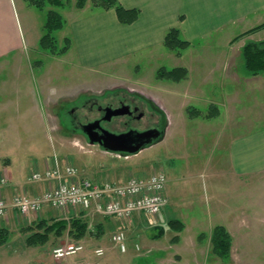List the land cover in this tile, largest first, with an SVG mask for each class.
<instances>
[{
	"label": "rangeland",
	"instance_id": "obj_1",
	"mask_svg": "<svg viewBox=\"0 0 264 264\" xmlns=\"http://www.w3.org/2000/svg\"><path fill=\"white\" fill-rule=\"evenodd\" d=\"M46 1V8L43 10L30 5V0L15 2L26 47L22 52L11 54L6 61H0V180L4 178V183L8 182V177L2 174L7 169L14 179L19 178L21 182L27 181L28 178L30 182L37 181L32 179V173L38 170V167L42 169L46 160H52L55 151L60 158L67 161L63 165L58 158L61 167L65 168L67 164H71L79 168L78 172L87 171V174L100 171L94 174V178L87 176L99 182L111 180L124 183L132 176L146 177L164 170L168 176V185L173 187L178 173V181L184 184L182 190L185 199L192 196L186 191L190 188L188 182L195 183V196H200L202 203L197 202L194 209L202 218L201 223L196 221L194 209L184 206L188 205L185 200L182 213L187 229L180 234L181 241L175 242L173 239L180 231L166 225L167 210L164 209L155 216L160 217L161 222L155 221L153 216L146 218L144 214L138 213L131 217L135 221L133 225L129 223L131 218L121 220L114 217L112 220L116 219L119 224L117 228L113 229L112 233L108 230L107 234L104 231L100 235L99 222L106 220L104 222L109 226L114 225L110 224L111 220L107 217H103L105 214L99 212L96 206L85 211L75 208L57 210L52 207L70 216L66 219L67 229L59 235L50 233L47 239L50 243L26 251L17 240L19 235L24 234L22 227L25 225L14 226L15 232H12L6 242L12 243L13 246L9 248L0 245V264H58L50 255V246H54L52 253L57 246L68 244L85 246V250L68 257L71 264H169L167 260L174 258L177 253L183 255L179 264H242V260L243 264H264V222L258 228V220L253 217L260 211L262 203L248 202L243 198L244 201L240 204V200L235 199L232 205L248 206L251 208L250 214H245L240 208L234 217L226 220L218 218L215 213L209 212V197L221 192L222 179L210 180L204 175L200 176L201 171L198 169L205 157H211L216 150L214 137L210 133L213 132L214 135L215 125L224 124L229 112L234 115L238 111L236 108L243 107L245 113L250 116L264 113V72L246 74L243 54L245 41L264 38V27L249 31L264 23V12L253 14L194 40L187 39L179 26H173L171 28L180 30L183 39L190 41L188 47L171 49L165 45L164 38L163 47L155 44L143 52L127 53L119 58H106L99 64L87 66L74 64L76 61L71 58L69 50L74 43L68 24L86 12L98 14L104 10L116 11V8L96 5L101 3V0H86L83 7L78 6V0H62L60 6ZM118 3L123 5L120 0ZM50 9L58 11L65 21L63 27L54 32L59 51L66 45V38H70V47L65 53H53L40 44ZM179 67L187 70V75L181 80L159 75L162 69L173 70ZM115 87L121 88V95L136 93L145 111L148 114L152 111L155 121L162 120L166 123L167 113L170 112L175 123L170 133L175 137L162 140L136 155L114 154L115 157L111 152L106 153L101 146L90 144L82 134L65 129L52 113L56 104L63 105L67 99L75 100L84 93L98 95L108 101L112 96V88ZM150 103L154 107L150 108ZM216 116L219 117L212 121L215 123L213 127L209 124L202 125ZM248 125L252 128L253 123ZM62 128L65 130H61ZM175 165L172 169L171 166ZM96 174H99L100 178H96ZM213 183L217 184V188L213 189ZM219 195L258 200L264 197V184L255 182L248 188H239L237 183L230 188L228 184L227 190L217 196ZM13 198L11 202L4 199L9 205L13 203ZM45 205L49 204H44L43 208ZM229 205L231 206V202ZM92 208L99 213L90 212ZM87 211L89 215L86 216ZM35 214L37 213L22 215L28 218ZM7 215L8 212L0 217L6 218ZM74 217H81L87 222V231L81 237L70 233V221ZM54 219L64 218L57 216ZM239 219L244 222V226L233 235V244L237 249H241L234 251V260L218 263L214 257L209 259V254L214 255L213 229L210 232L212 225L222 221L236 222ZM249 220L252 225L248 223ZM137 221L139 223H136ZM33 226L36 228V224ZM161 230L165 232L157 237ZM203 230L208 233L197 235ZM119 231L126 234V251H122L112 240L114 233ZM97 237L102 240H97ZM202 241L208 243V247L198 250L202 259L201 263H197V245L194 242L200 244ZM98 247L106 248L103 256L95 253ZM39 253L41 258L37 261Z\"/></svg>",
	"mask_w": 264,
	"mask_h": 264
},
{
	"label": "crops",
	"instance_id": "obj_2",
	"mask_svg": "<svg viewBox=\"0 0 264 264\" xmlns=\"http://www.w3.org/2000/svg\"><path fill=\"white\" fill-rule=\"evenodd\" d=\"M120 1L128 9L137 8L141 11L139 18L135 22L131 24L121 23L115 10H111L109 12H105L104 10V12L98 14L86 12L77 19L69 22V33L72 35L71 39H73L72 42L74 43L69 51L71 53V58L75 59L76 61L74 64L78 63L80 65L85 64L87 66H91L93 64H99L103 62L106 58H119L127 53H138L147 49L149 50L155 44H158L159 47H163L165 35L167 31L173 26H179L183 35L187 39L194 40L205 37L220 28L232 25L238 20L248 18L253 14L264 12V0ZM15 2L16 0H0V61H6L11 57V54L16 53L17 51L22 52V50L24 51L26 47L24 45L22 30L16 13ZM39 40L40 37L37 39V46H39ZM250 41L260 42L264 41V38L258 40L249 39L244 42L243 46L245 47V45ZM244 71L246 74L250 73V71L246 68V65ZM231 91L233 90L231 89ZM236 109L238 111L234 115L230 114V112L228 113L226 117L227 119L223 125H215V123L212 122L215 121L219 116L213 117L209 122H204L202 124L203 126L209 124L210 127L215 125L214 135L212 134L213 132H211L210 135L214 137L216 150L213 154H211V157H205V160L199 164L198 169L199 172L201 171L199 175H204L210 180L222 179L221 181L223 182L221 183L220 187L221 192L214 193V195L209 197V212L215 213L218 218L226 220L228 218L234 217L235 212H237V210L240 208L243 209L245 214H250L249 212L251 208L248 206H233L232 202L235 199L240 200V204H242L244 201L243 198H245L248 202L258 201V203H262L260 207L261 212L258 211V213L253 215V217L258 220L256 226L259 228L264 222V197H260L258 200L257 198L251 200L250 197L243 196H236V198L228 195L217 196L218 194H223V192L227 190L228 184L230 188L233 186V184L235 185V183L238 184L239 188H248L250 184L255 182L264 184V113L250 116L248 113H245L243 107H241V109ZM250 122L253 123L252 128H250L248 125ZM174 124L173 116L170 112L169 114L167 113V119L165 123L167 128L163 141L166 139L170 140L175 137L174 134L170 133V129H172ZM58 155L59 154H57L55 151L54 155L52 156V160H46L42 165V169L40 167L37 169L40 172L45 173L47 168L54 167L55 158H59L61 164H66L67 161H65L62 157L60 158ZM112 155L114 154L112 153ZM175 167L176 165L171 166L172 169ZM96 172L100 173V171H93L90 174H87V171L84 173L79 172V177L82 178L91 176L94 178V174ZM2 174L8 177V182L0 186V196L4 197L10 202L16 194L27 193L30 196H38L44 191L49 190L58 184L56 179H43L40 181L30 182L28 178L27 181L21 182L19 178H15V180L7 169ZM96 178H100L99 174H96ZM174 180V187L170 184L168 185L167 182L166 193L170 199V203L166 208H164V210H167V226L169 225V227H171L173 224L171 222L174 220L183 222L184 227L182 229H179L178 226L175 228L176 231L180 232L176 233L177 235L174 237L175 239H173L175 242H180L182 239L180 234H182L184 230L187 229L182 208L187 206L194 209L195 204L197 202L202 203V200L199 199L200 196H195L197 190L194 182H188V184H190V188L186 191L191 193L192 196L189 199H185L183 198L184 192L182 190V185L184 184L181 181H178V173ZM212 187L213 189L217 188V184L213 183ZM199 189L200 188L198 187V193ZM185 200L188 205H184ZM230 202L231 206L229 205ZM94 210L95 208H92L89 211H93V214L99 213ZM89 211L84 214L86 216L87 214L89 215ZM137 213L142 214L140 212ZM193 213L195 215L194 217H196V221L201 223L200 219L202 217L198 215L197 210L194 209ZM66 214L67 213L64 211L60 212L49 205H45L41 212L26 218L20 214L16 208L10 207L7 217H0V227H7L12 234V232H15L14 226H21L24 224L25 226L22 227L24 234L19 235L17 240L19 241V244L26 249V251H29L31 248H37L39 245L50 243L49 240L45 243L32 245L27 243V238L32 233L38 231L37 227L35 228L33 225H37V223L41 220L52 222V219L57 216H61L64 219L70 218V216H67ZM259 214H261V216H257ZM104 216L111 220L110 224L114 225V227L105 223L104 221L106 220L99 222V226L101 227L100 235L103 234L104 231H106L107 234L108 230H110V233H112L113 229H116L119 225L116 221L117 217L115 221H113L112 219H114L115 216L103 215V217ZM153 219H155L157 222H161L160 217H155ZM240 219L236 222L222 221L223 223L220 222L219 224H213L210 232L217 225H223L233 238L234 232L244 226V222H242ZM134 222V218L129 220V223L132 225ZM136 223L139 222L137 221ZM248 223L252 225L250 220ZM26 228L31 229L25 231ZM206 232L208 233L207 230H203L198 232L197 235H201L202 233ZM97 238H99L97 240H102L100 237ZM22 239L24 240L23 242ZM194 244L197 245L195 248V254L198 258L197 263H201L200 260L202 257L198 253V250H203V247L206 246L208 247V243L205 244V242L202 241L200 244H196L195 242ZM3 245L4 247L9 248L13 246L12 243H6ZM53 247L50 246V255L58 264L64 263V261H59L58 259L56 260L54 258L53 254L51 253ZM236 249V246L232 244L231 253L225 259L215 254H209L208 258L210 259V257H214V259H216L215 261L218 263H228L229 260L232 262L234 260V251ZM40 255V253L37 254V261L40 260ZM182 258L183 255L181 253H177L174 258L168 259L167 261L170 262L169 264H179L182 262ZM65 262L67 264H71L68 261V258L65 260ZM241 262L243 264V260Z\"/></svg>",
	"mask_w": 264,
	"mask_h": 264
},
{
	"label": "built area",
	"instance_id": "obj_3",
	"mask_svg": "<svg viewBox=\"0 0 264 264\" xmlns=\"http://www.w3.org/2000/svg\"><path fill=\"white\" fill-rule=\"evenodd\" d=\"M78 169L71 164L61 167L55 158L53 168H47L45 173L38 170L32 173V179H56L58 184L40 196L19 194L9 204L0 197V215L5 216L12 206L21 214L39 213L44 204H49L57 210L75 208L85 211L96 206L99 212L115 216L121 220L130 219L140 212L147 217L158 215L169 204L166 194L167 175L163 171L154 172L149 177L132 176L126 182H99L89 177H78ZM76 178V179H75ZM70 179V181H69ZM2 183L5 182L3 178ZM113 241L126 251V234L123 231L115 233ZM82 244L58 246L53 250L55 258L62 260L68 255L83 250ZM98 256L105 254L100 247L95 250ZM67 264V263H62Z\"/></svg>",
	"mask_w": 264,
	"mask_h": 264
},
{
	"label": "trees",
	"instance_id": "obj_4",
	"mask_svg": "<svg viewBox=\"0 0 264 264\" xmlns=\"http://www.w3.org/2000/svg\"><path fill=\"white\" fill-rule=\"evenodd\" d=\"M101 3H97L96 5H102L104 8L115 7L117 11V15L119 21L124 24H131L138 19L140 16V10L137 8H125L123 5L118 3V0H101ZM53 5L60 6L62 4V0H47ZM45 0H30L29 4L37 7L41 10L46 8ZM86 3V0H78V6L83 7ZM64 19L62 15L54 10L50 9L47 12V21L45 24V33L41 37L40 44L43 48L50 49L53 53H65L70 47V38H66V45L60 51L57 48V40L54 35L56 30H59L64 25ZM264 27V23L258 25L257 27L249 30L250 32L255 31L256 29ZM165 45L171 49L174 48H186L190 45V41L183 39L181 37V32L178 28H171L166 37H165ZM245 65L246 68L252 74H258L264 71V41L256 42L250 41L248 42L243 50ZM159 75L174 78L176 80H181L185 78L187 75V70L183 67L175 68L173 70L162 69L159 72ZM68 221L66 219H52V222L41 220L37 223L36 227L38 231L32 233L28 238V244H38L45 243L50 235V233H56L57 235L61 234L68 227ZM171 223L174 228L178 226L179 229L184 227L183 222L179 220H174ZM70 233L75 237L83 236L88 228L87 222L84 221L81 217H74L70 221ZM31 228H26L25 231L30 230ZM43 230V231H41ZM164 233V230H161V234L157 237L161 236ZM11 235V231L7 227H0V245L5 244ZM212 250L213 253L221 258H226L231 253V248L233 244V238L229 231L223 225H217L213 229L212 235Z\"/></svg>",
	"mask_w": 264,
	"mask_h": 264
},
{
	"label": "flooded vegetation",
	"instance_id": "obj_5",
	"mask_svg": "<svg viewBox=\"0 0 264 264\" xmlns=\"http://www.w3.org/2000/svg\"><path fill=\"white\" fill-rule=\"evenodd\" d=\"M120 91V87L113 89L108 101L98 95L84 93L75 100L67 99L63 105L56 104L52 113L65 129L72 133L82 134L88 140L84 125L96 120H100L103 127L115 133L127 132L131 129L139 131L163 129L165 122L155 121L152 111H149L150 114L145 111L136 93L128 92V94L121 95ZM149 105H151L150 108L154 107L151 103Z\"/></svg>",
	"mask_w": 264,
	"mask_h": 264
},
{
	"label": "water",
	"instance_id": "obj_6",
	"mask_svg": "<svg viewBox=\"0 0 264 264\" xmlns=\"http://www.w3.org/2000/svg\"><path fill=\"white\" fill-rule=\"evenodd\" d=\"M89 142L99 144L103 150L116 154L136 155L143 149L150 147L165 137L166 125L163 129H149L139 131L131 129L127 132L115 133L101 125L100 120L84 125Z\"/></svg>",
	"mask_w": 264,
	"mask_h": 264
}]
</instances>
